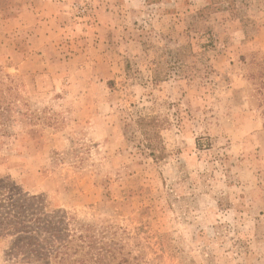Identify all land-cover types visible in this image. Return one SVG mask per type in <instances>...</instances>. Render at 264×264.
<instances>
[{
    "label": "rangeland",
    "instance_id": "obj_1",
    "mask_svg": "<svg viewBox=\"0 0 264 264\" xmlns=\"http://www.w3.org/2000/svg\"><path fill=\"white\" fill-rule=\"evenodd\" d=\"M0 179L102 264H264V0H0Z\"/></svg>",
    "mask_w": 264,
    "mask_h": 264
},
{
    "label": "trees",
    "instance_id": "obj_2",
    "mask_svg": "<svg viewBox=\"0 0 264 264\" xmlns=\"http://www.w3.org/2000/svg\"><path fill=\"white\" fill-rule=\"evenodd\" d=\"M19 194L11 182L0 179V240L15 238V251L25 261L102 264V254L116 251L93 238L91 228L78 225L72 229L71 221L50 211L43 199Z\"/></svg>",
    "mask_w": 264,
    "mask_h": 264
}]
</instances>
